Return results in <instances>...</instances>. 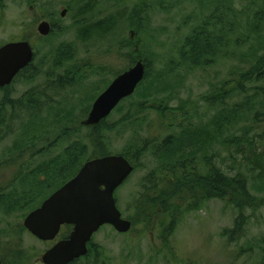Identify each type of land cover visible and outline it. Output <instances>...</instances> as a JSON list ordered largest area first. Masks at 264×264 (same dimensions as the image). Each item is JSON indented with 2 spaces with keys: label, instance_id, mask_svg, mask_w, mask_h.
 <instances>
[{
  "label": "rangeland",
  "instance_id": "obj_1",
  "mask_svg": "<svg viewBox=\"0 0 264 264\" xmlns=\"http://www.w3.org/2000/svg\"><path fill=\"white\" fill-rule=\"evenodd\" d=\"M66 8L68 12L63 17L61 12ZM134 10H140L141 15L132 24L130 14ZM42 20L55 25L49 36L38 33ZM205 27L212 33L203 40L209 45L204 52L209 63L201 66L183 63L181 50L186 40L193 39ZM27 38L35 49L32 68L18 75L8 87L0 88V104L8 98V103L2 105L6 111L0 115V189L8 187L19 168L45 166L79 140L90 145L87 139L90 129L77 125L87 117L89 106L90 111L95 98L115 76L134 65L135 50L152 66L154 88L158 90L161 86L159 96L170 98L165 105L170 109L184 106L187 114L197 109V118L192 119L194 128L201 124H210L211 131L219 124L222 127L221 136L215 137L208 150L201 149L192 156L200 173L205 172L202 161L207 158L223 172L234 175L238 171L230 155L234 147L226 144V138L240 135L246 129L253 135L264 129V122L256 118L257 110L264 112V109L255 92L249 89L254 84L247 85L244 95L223 98L214 108L207 107L203 100L249 68L247 59L252 55L264 56V0H4L0 8V46ZM134 59L138 60L136 56ZM67 76L72 84L65 81L60 85L58 80ZM157 77L163 82L159 87L160 81L154 82ZM145 93L155 98L150 91ZM22 98L40 105L30 111H14L10 106ZM140 101L135 92L106 121L107 126L113 127L107 134L110 151L129 153L137 166L115 193L119 209L129 219L135 215L134 202L142 192L141 181L158 166L154 150L135 157L134 143L166 136L170 131L164 123L172 124L175 134L181 130L180 124H187L180 111L178 115L170 113L163 122L155 110L144 111L146 105L136 106ZM158 101L154 99L148 104ZM36 109L39 121L29 125ZM134 110H138L135 119L131 115ZM131 116L133 119L129 120ZM216 116L220 119H213ZM256 142L264 147V141L256 138ZM90 151L91 147L89 154ZM40 179L35 187L49 178ZM61 179H52L44 187L43 195ZM250 183V193L261 203L258 208L245 210L246 225L236 240H229L224 232L235 226L239 210L226 199L211 198L197 201L192 209L182 212L173 229H169L165 218L162 224H156L153 219L145 223L140 216L125 234L111 225L102 227L92 240L96 248L91 247V251L100 250L102 260L91 257L86 262L264 264V180ZM27 211L14 208L7 213L0 205L2 264H13L9 261L17 243L15 247L24 252L21 264H43L41 256L52 245L27 230L18 232ZM11 232L16 237L7 235Z\"/></svg>",
  "mask_w": 264,
  "mask_h": 264
},
{
  "label": "trees",
  "instance_id": "obj_2",
  "mask_svg": "<svg viewBox=\"0 0 264 264\" xmlns=\"http://www.w3.org/2000/svg\"><path fill=\"white\" fill-rule=\"evenodd\" d=\"M30 1L32 2L34 0ZM162 2H166V0H162ZM3 6L4 0H0V8ZM203 7H205V4ZM133 12L134 13L130 14V19L133 21L132 24L139 21L141 15L140 10H134ZM116 21L117 19L114 20V23H116ZM144 21L146 22V19ZM207 28L208 27H205L202 31L198 32L193 39L186 40L185 46L183 50H181L183 63L186 64L188 62L189 64L198 66L209 63L208 61L210 60L206 59L207 55L204 53L207 51L209 45L207 44L208 42L203 43V40L212 34ZM25 40H28V38ZM209 43L212 46L211 42ZM135 53H133L134 58L136 56L138 59H143L146 64L145 79L140 83L136 91L141 101L138 102L136 106L140 105V108H144L146 105L144 111L147 109L155 110V112L163 117V122H166V117L170 113L178 115L177 112L180 111V116L184 118L183 122L187 124H180L178 127L181 130L175 134L171 130L174 126L168 124V122L164 123L165 128L170 131L169 134L163 137L156 136L155 138H148L144 141L142 140L140 143H134L135 146H137L135 157L139 154L146 153L148 150H154L155 156L158 159V166L150 170L146 178L141 181L140 185L143 186L141 188L142 192L140 197L134 202L135 215L130 217L133 226L138 216H140L143 222L148 223L153 219L156 224H162V220L165 218L167 224L170 225L169 229H173L171 227L176 226L181 213L186 212L187 209H192L197 201L201 202L205 199L219 198L226 199L240 212L235 220V226L232 229H226L224 232V234L229 236V240L238 239L243 233L246 225L245 210L247 208H258L261 203V201L257 200L256 196L250 193V180L256 183L264 180V147L262 148L257 145L256 142V138L264 141V129L261 132H257L255 135L250 134L251 131L246 129L242 131L240 135L234 134L230 138H226V144L234 147L230 154L233 156V165H237L238 169L234 175L223 172L222 169L213 165L212 161L207 158L205 161H202L205 172L200 173L197 168V163L193 160L192 156L196 151L201 149L208 150L213 144L215 137L221 136L222 127L219 124L211 131L210 124H201L194 128L195 124L192 122V119L197 118V109H192L190 114H187L185 110L186 107L184 108V106L170 109L168 104L165 105V102L170 100V98L167 97V95L159 96L161 87H159V85L163 83L161 82L162 79L158 77L154 79L156 83L160 81L157 90V87L154 88V83L152 81V66L149 61L141 57L139 51L135 50ZM251 57L252 58L247 59V63L250 64L249 68L240 71L238 77L230 80L229 84L222 88V90H218L213 95H207L203 98L207 107L214 108L218 106L217 104H221L223 98L227 99V97L244 95L245 92L248 91L247 85L254 84L252 87L249 86V89L255 92L261 104L260 107L264 109V56L254 54V56L252 55ZM134 58L132 57L133 63L136 62ZM32 66L33 63L22 70L19 75L29 72ZM35 75L36 73L32 74L31 77ZM69 79L71 78H68V76L62 77L58 82L60 85L65 84V81H69V84H72ZM145 90L150 91L149 94L155 98H150V96L145 93ZM7 99V97L4 99V103H8ZM154 99H160V101L149 105L148 103ZM23 102L26 104H23ZM4 103L0 104V115H3L2 113L6 111V108L2 106ZM121 103L116 108L117 110L120 108ZM39 105L40 103L35 100H25L22 98L15 101V106L11 105L10 107L14 111L26 109L30 111ZM137 111L138 110L131 111V115L134 119L137 118ZM37 112H39V110L33 113V119H31L29 125H31L33 121L36 124L39 121L36 115ZM132 116L129 120L133 119ZM258 117L264 122V112L257 110L256 118ZM213 119L219 120L220 117L216 116ZM83 120H81L77 126L80 129H90L87 135L90 145L84 140H79L76 141L73 146L70 144L65 149L62 154H65L64 156L61 155L50 159L49 162L45 163V166L36 169H28L27 167L19 168L18 173L14 175V180L8 184V187L0 189V205L4 212L9 213L14 208H25V210H28L25 214H28V212L38 207L52 192L72 178L86 160L113 154L110 151V141L107 137V134L112 131L113 127L107 126V119H104L99 125L92 127L84 126L82 124ZM223 121H225V119ZM227 132L229 131L227 130ZM90 147L92 152L90 151L91 153L89 154ZM78 154L79 156H77ZM120 154H123L134 164L133 159L135 158L131 157L129 153L122 151ZM238 156L241 157V160H239ZM134 166L136 169L137 166L135 164ZM41 177L49 179L45 182H40V185L35 187V182L37 181L38 184ZM60 178H62L61 181L52 185V187L48 189L49 193L43 195L44 187L47 186L48 183H51L52 179L58 180ZM38 196H41L39 201H37ZM20 226L21 228L18 232L21 233L26 231L23 223ZM70 229V225L64 227V237H67ZM7 235L14 238L17 234L11 232V234ZM16 245H18V243ZM15 246L13 247L9 262L21 264L23 262L24 252ZM91 247L96 248V245L92 243V241L89 244L88 254L75 260L71 264H91V262H86L87 260L89 261L91 257H94L97 261L98 259L102 260L100 250L96 249L91 251Z\"/></svg>",
  "mask_w": 264,
  "mask_h": 264
},
{
  "label": "water",
  "instance_id": "obj_3",
  "mask_svg": "<svg viewBox=\"0 0 264 264\" xmlns=\"http://www.w3.org/2000/svg\"><path fill=\"white\" fill-rule=\"evenodd\" d=\"M67 12V8L62 10L61 16L64 17ZM37 30L41 36H48L52 32V25L48 20H43ZM34 58V47L29 40L1 45L0 88L11 85ZM145 76L146 64L139 59L118 74L96 98L82 124L87 127L99 125L122 100L135 93ZM134 170V164L122 154L88 159L75 176L27 214L24 227L41 241L54 240L63 225L73 226L67 238L44 251L41 256L43 264H71L85 256L94 234L105 225H111L121 234L132 229L133 222L123 216L115 192Z\"/></svg>",
  "mask_w": 264,
  "mask_h": 264
},
{
  "label": "flooded vegetation",
  "instance_id": "obj_4",
  "mask_svg": "<svg viewBox=\"0 0 264 264\" xmlns=\"http://www.w3.org/2000/svg\"><path fill=\"white\" fill-rule=\"evenodd\" d=\"M50 23H51V25H52V28H54V24L50 21ZM138 61V60H137ZM136 61V62H137ZM135 62V63H136ZM66 225H63L62 227H61V230H60V232H59V234H58V236L54 239V240H52V241H47V243H52V245H54L55 243H57L59 240H61V239H65V238H67L68 236H69V234L71 233V231L73 230V226H71V229H70V232H69V234L67 235V237H64L63 236V231H64V227H65ZM51 245V246H52Z\"/></svg>",
  "mask_w": 264,
  "mask_h": 264
}]
</instances>
